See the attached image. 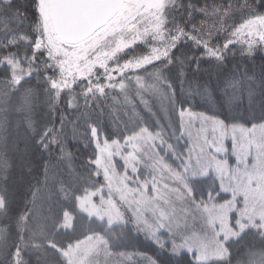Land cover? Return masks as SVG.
I'll list each match as a JSON object with an SVG mask.
<instances>
[{"label": "snow or ice", "instance_id": "snow-or-ice-1", "mask_svg": "<svg viewBox=\"0 0 264 264\" xmlns=\"http://www.w3.org/2000/svg\"><path fill=\"white\" fill-rule=\"evenodd\" d=\"M91 2L0 0V21L27 46L17 55L11 36L0 46V125L21 101L30 113L40 102L53 112L64 103L80 109L84 146L93 147L78 172L52 125L39 135L33 128L42 150L59 146L70 179L55 182V212L41 203L51 193L33 191L31 206L13 216L0 187V264H264V0H227L210 11L189 3V20L193 8L211 20L175 34L164 27L169 0H108V10L76 32L59 29V10ZM188 41L197 51L181 49ZM137 45L149 51L117 62ZM209 69L211 78L201 79ZM66 118L61 113V131ZM141 164L149 180L139 179ZM197 180L207 182L202 191Z\"/></svg>", "mask_w": 264, "mask_h": 264}, {"label": "trees", "instance_id": "trees-1", "mask_svg": "<svg viewBox=\"0 0 264 264\" xmlns=\"http://www.w3.org/2000/svg\"><path fill=\"white\" fill-rule=\"evenodd\" d=\"M205 6L206 10H212L214 6L223 9L227 6V0H177V5L170 8L169 19L170 27L173 30H178L181 26H187L193 23H198L201 19H209L211 17H202L195 12V8L191 9L193 17L188 19V4ZM234 5L239 3V0H232ZM17 29L13 26H6L3 21H0V46L8 42L9 37L19 40L17 35ZM203 31V30H202ZM26 44L23 40L14 46V50L17 55L23 53L26 49ZM181 49L185 53H191L197 51L193 48L192 42L181 44ZM9 51H13V47H9ZM0 54H3V49L0 47ZM155 67V66H154ZM6 71V70H5ZM207 75L211 78V69L208 73H202L201 79ZM155 80V77H153ZM35 83V81H32ZM159 83V81H155ZM222 83V81H221ZM42 87V85H37ZM79 87V86H78ZM213 87H217V83L213 80ZM131 91V89H129ZM152 99V107L158 112L157 100ZM41 101H43V94L41 93ZM111 103V101H108ZM45 103L40 102L34 106L32 112L27 111L23 102L19 103L20 111H12L8 114L7 120L0 125V187H6V196L10 206L11 215L15 216L18 212L23 211L25 207H30L31 194L33 191H39V194L45 189L47 194H51L54 189V185L50 186L48 177L55 176L59 180L66 181L69 175L67 158L61 159V152L58 145L50 144L49 148L45 151L41 146L36 143V138L33 135V128L37 129L36 135H39V129L43 125H52L54 131L58 134L57 139L61 142L66 141V147L71 151V164L78 171L82 172L86 158L93 152V147L89 145L85 147L86 140L83 138L84 120L82 118L77 119V113L80 109L69 110L65 112L63 106L66 104L61 103L60 106L55 108V112L48 113L47 117H44L43 106ZM62 106V108H61ZM104 106V102H101V107ZM137 106L139 104L137 103ZM67 107V106H66ZM95 107V106H94ZM118 107V106H116ZM99 109H96V119H100L98 114ZM104 111H108L107 108ZM143 111V109H142ZM61 113L66 115V119L63 120V129L61 131ZM144 115V122L152 130H156L157 124L151 114L142 112ZM108 114H105L104 124L106 128V121ZM160 124H166L164 117L159 116ZM3 119V114H0V120ZM125 120V117H121ZM151 119V120H150ZM32 122V126H29V122ZM71 123L73 126L71 127ZM75 129V131H74ZM74 136L78 137L74 139ZM46 143L49 141H45ZM11 165L9 168L8 165ZM29 168L31 171H29ZM47 168V171L45 169ZM7 175V180L3 179L4 175ZM47 177V183H46ZM58 181V180H57ZM7 222V221H6ZM15 225H13V233Z\"/></svg>", "mask_w": 264, "mask_h": 264}, {"label": "rangeland", "instance_id": "rangeland-1", "mask_svg": "<svg viewBox=\"0 0 264 264\" xmlns=\"http://www.w3.org/2000/svg\"><path fill=\"white\" fill-rule=\"evenodd\" d=\"M175 5H177V0H169V2L163 8V15L167 18V22L164 25V27L165 28H168L169 30H171L173 34H175V31H178L179 30V29L178 30H173L170 27L171 25H170V19H169V11H170V8L174 7ZM149 42L150 43H156V42L151 41V40ZM148 51H149V49L145 48L143 45H137L136 48L129 49L126 53H124L123 55L119 56L117 62H122L124 59H127L129 57H133L134 58V57H137L139 55H143V54L147 53ZM151 79L153 80V77ZM129 83H131V82L129 81ZM116 106L119 107V105H116ZM157 107H158V110H159L158 112H156L157 116H163L162 113L160 112V108L158 106V103H157ZM61 108H62V106H61ZM62 109H64L65 112L68 111V108L66 106H63ZM51 111L52 110H50V108L48 107V104L45 103L44 106H43L44 117H47V114L48 113H51ZM97 112L99 114V110ZM104 112H105V114H108V111H104ZM141 112H143L142 111V108H141ZM52 113H53V111H52ZM119 116H120V119L123 116L125 117L124 112L121 111L119 113ZM126 119L127 118L125 117V120ZM121 120L124 121L123 119H121ZM105 121H106V129H107L109 127L108 126V116H107V118H105ZM161 125L163 126L162 127V133H161L162 136H164L165 138L170 137L171 132L168 129V124L167 123L166 124L163 123ZM72 126H73V124L71 123V127ZM153 131H155V130H153ZM155 144H156V148L159 149V152L160 153H164L166 146L165 145H161L160 142H159V140L155 141ZM127 151H128V149L125 148V152H127ZM137 155H140L141 158L143 159L142 153H137ZM153 156L155 157V153H153ZM167 159H169V160L171 159L170 154L168 155ZM117 163L119 164L120 161L117 160ZM133 163H135V161H133ZM138 167H139V179L149 180L150 179V176H151V171L148 170V169H146L143 164L138 165ZM146 173H147V175H146ZM132 175H133V180L129 181V183H136L137 178H136L135 174H132ZM69 179H70V176H67V179H66L65 182H68ZM57 180L60 181L58 178H57ZM57 180H56V177L55 176L53 177V175L48 177L49 185L50 186H53L54 185V189H51L53 191V193L51 194V198L50 199L45 198V199H42V201H41V203L44 206V211L45 212L48 211V208L49 207L52 209L53 212H55L58 209L59 202H60V193L57 191V188H56V183L55 182H58ZM167 182L171 184V178H169ZM206 183H207L206 181H202V180L195 181L196 186L201 191L203 190V187L205 186ZM173 187H176V185H173ZM150 189H151V184H149V190ZM164 191L165 192H168L170 195H175V193L174 192H171L169 189H165ZM46 192L47 191L44 189L40 193V195H42L44 197H47L48 194Z\"/></svg>", "mask_w": 264, "mask_h": 264}, {"label": "water", "instance_id": "water-1", "mask_svg": "<svg viewBox=\"0 0 264 264\" xmlns=\"http://www.w3.org/2000/svg\"><path fill=\"white\" fill-rule=\"evenodd\" d=\"M109 6L108 0H92L87 8L75 12L61 9L57 14L56 24L64 32H76L89 19L107 11Z\"/></svg>", "mask_w": 264, "mask_h": 264}]
</instances>
